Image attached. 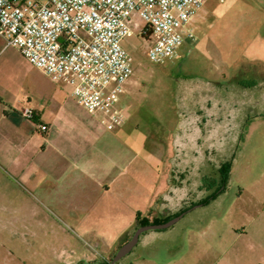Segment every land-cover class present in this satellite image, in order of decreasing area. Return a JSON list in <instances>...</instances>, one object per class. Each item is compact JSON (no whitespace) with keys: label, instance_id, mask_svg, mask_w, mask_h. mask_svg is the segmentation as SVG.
Segmentation results:
<instances>
[{"label":"rangeland","instance_id":"1","mask_svg":"<svg viewBox=\"0 0 264 264\" xmlns=\"http://www.w3.org/2000/svg\"><path fill=\"white\" fill-rule=\"evenodd\" d=\"M145 27L134 19L133 71L120 101L122 127L102 129L103 141L94 150L84 145L72 153H52L57 170L82 167L84 154L91 153L109 172L83 176V184L126 182L132 185L129 194L121 203L117 199L120 206L113 211L101 198L93 206L76 195L65 197L60 171L38 186L42 171L28 182L25 174L0 170V264H93L108 258V249L124 241L121 233L134 212L155 213L174 167L189 160L194 191L225 177L227 203L258 200L264 212V0H207L190 24L194 39H186L164 64L148 58L149 39L140 35ZM16 57L25 74L22 85L35 91L37 102L47 100L45 90L54 105H76L70 86ZM230 206L234 212L235 202L224 207Z\"/></svg>","mask_w":264,"mask_h":264},{"label":"crops","instance_id":"2","mask_svg":"<svg viewBox=\"0 0 264 264\" xmlns=\"http://www.w3.org/2000/svg\"><path fill=\"white\" fill-rule=\"evenodd\" d=\"M1 49L0 41V160L8 162L6 166L0 164V170L7 174H25L28 182H34L36 174L42 171L44 177L39 180L38 186L51 181L50 174L60 171L64 174L61 186L65 197L76 195V198L86 200L93 206L101 198L104 205L116 211L120 206L118 201L121 203V199H125L132 185L122 182L115 186V181L83 184V176L93 177L109 172L107 167L100 165L99 160L90 156L91 153L88 158V154H84L82 167L59 166L57 170L52 166L53 152H59L60 156L63 151L72 153L83 150L84 145L91 150L97 148L103 141L100 131L107 129L102 117L87 113L72 96L76 105L70 106L67 101L54 105L51 92L44 90L42 92L47 100L37 102L33 95L35 91L31 94L30 89L22 85L21 78L25 74L18 67L16 56L31 65L29 61L15 48ZM25 108L37 114L34 120L23 116ZM42 124L48 126L47 131L40 129ZM190 132H193V128L188 130L187 135ZM57 143L62 148H58ZM190 165L189 160L185 167H174L172 181L161 203L156 205L157 211H150L149 216L135 211L131 223L121 233L124 241L108 249V258L97 259L92 261L93 264H112L118 250L139 227L165 223L182 212L184 215L171 227L141 234L131 252L115 264H264V212H259L258 200L239 202L237 198L227 203L228 199L224 197L227 185L220 189L218 182L194 191L190 187ZM72 172L76 175H70ZM176 173L182 174L179 181ZM218 189V194L204 203ZM205 190L210 194L203 197ZM47 192L52 193V189ZM234 202V212L231 206L228 209L224 207ZM236 223H240L239 228ZM79 263L81 261L67 264Z\"/></svg>","mask_w":264,"mask_h":264},{"label":"built area","instance_id":"3","mask_svg":"<svg viewBox=\"0 0 264 264\" xmlns=\"http://www.w3.org/2000/svg\"><path fill=\"white\" fill-rule=\"evenodd\" d=\"M206 2L0 0L1 51L17 49L54 82L70 86L74 100L114 130L124 123L120 101L133 71L134 19L150 27L148 58L164 64L178 55L186 39H194L190 24ZM36 115L23 110L26 119Z\"/></svg>","mask_w":264,"mask_h":264},{"label":"water","instance_id":"4","mask_svg":"<svg viewBox=\"0 0 264 264\" xmlns=\"http://www.w3.org/2000/svg\"><path fill=\"white\" fill-rule=\"evenodd\" d=\"M183 215H184V213H182V214L176 216L175 218H173V219H171L165 223H162V224H152V225H146V226L139 227L134 232L132 238L118 250V252L116 253V255L112 261V264H115L116 262H118L120 259H122L128 253L131 252V250L138 243V240H139V237L141 234H143L144 232L149 231V230L169 228L173 224H175Z\"/></svg>","mask_w":264,"mask_h":264},{"label":"trees","instance_id":"5","mask_svg":"<svg viewBox=\"0 0 264 264\" xmlns=\"http://www.w3.org/2000/svg\"><path fill=\"white\" fill-rule=\"evenodd\" d=\"M150 33H151L150 27H149L148 25H146V27L141 31V34H140V35H141L143 38L149 39ZM226 180H227V179L224 177V178L219 182V184H220V189H221V187H225V186L227 185ZM220 189H218V190H217V191H216L211 197L207 198V199L205 200L204 203H206V202H208L209 200H211L212 198H214V197L218 194V192L220 191ZM182 213H184V212H182ZM141 225H143V224H141Z\"/></svg>","mask_w":264,"mask_h":264},{"label":"flooded vegetation","instance_id":"6","mask_svg":"<svg viewBox=\"0 0 264 264\" xmlns=\"http://www.w3.org/2000/svg\"><path fill=\"white\" fill-rule=\"evenodd\" d=\"M79 264H81V263H79Z\"/></svg>","mask_w":264,"mask_h":264}]
</instances>
